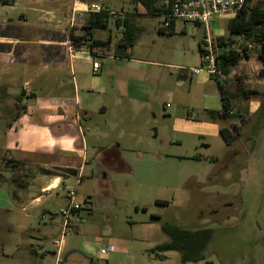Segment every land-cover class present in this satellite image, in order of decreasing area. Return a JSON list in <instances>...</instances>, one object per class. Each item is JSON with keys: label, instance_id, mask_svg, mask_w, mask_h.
I'll return each mask as SVG.
<instances>
[{"label": "rangeland", "instance_id": "rangeland-1", "mask_svg": "<svg viewBox=\"0 0 264 264\" xmlns=\"http://www.w3.org/2000/svg\"><path fill=\"white\" fill-rule=\"evenodd\" d=\"M69 1L72 3L73 0ZM97 2L114 12L127 10L131 5V0ZM37 6L33 0H15L14 4H0V32L5 31V26L8 28L7 35L25 39L30 30H34L32 26L37 16V13L29 10ZM231 19L232 17H223L216 20L212 25L213 34L230 37L228 25ZM145 23L154 28L141 34L136 46L131 50V63L105 61L108 67L107 75L118 81V93L123 99V104L116 110L110 109L108 122L111 121L113 125L102 126L109 136L101 141L108 144L107 149L118 142L121 147L120 157L128 166V169L123 170L118 167L110 169L108 177L110 190L114 194L113 204L109 203V199L99 204L100 190L95 180L98 169L93 161L97 152L90 150L82 183L77 185V179L73 178L51 196L45 195L46 203L39 209L31 208V197L26 198L23 206H16L11 202V198L6 201L5 197L4 200V196L8 198L9 192L0 190V205L8 207L0 213V224L17 225L28 215L26 224L32 230L33 239L40 241L38 244L43 247L39 250L45 255V264H55L58 248L54 242L60 240L62 224L59 212L68 203L65 200V187H69L77 189L78 202L83 208L78 213L80 221L77 223V234L66 236V243L64 240L65 244H62L63 264H180L181 256L177 252L164 253L163 259H157L152 254L156 246L169 241L162 232L161 222L155 220V217H162L166 222L184 227L201 224L205 219L207 223L204 225L215 229H212L215 231V242L210 248V259L217 264H248L254 250L256 253L253 264H264V98L255 97L250 101L240 99L237 102L236 106L241 115L244 112L248 114L255 103H259L260 107L250 119L244 117L245 123L240 127L237 142L233 144L231 152H227L225 147L212 148L211 157L218 158L217 163H212L218 176L216 191L210 190L206 195L194 200L187 199L188 195L183 194L181 200L175 201L177 195L172 189V184L176 180L185 177V182L189 183L202 176V170L199 168H192L189 172L179 169L182 161L186 160L181 157H194L197 160L202 157L201 139L185 133L186 130H191L185 126L186 120L189 119V114L194 117L201 116L204 97L217 96L218 85L215 79L209 85L198 84L202 78L200 76L180 82L182 72L194 69L192 67H200L199 37L195 34L201 30L186 25L187 31L183 35L178 26L175 35L163 36L157 33L159 24L156 20H147ZM97 33L103 37L111 34L113 42L118 37L116 27L111 23L109 30ZM255 54L256 52L252 57ZM141 61H152L167 69V74L163 76V68L153 67L158 77H162V81L150 84V80L145 79L143 83L144 87H152L149 97L155 117L149 115L147 108L136 110L128 96L126 81L133 77L126 68ZM252 63L256 65L254 60ZM239 66L241 65L231 68L233 76L230 79L233 84L239 80L238 85L244 89L264 94V78L257 71L252 73L251 68L255 69L256 66L247 63L243 64V69ZM3 69L0 66V127L10 121L6 115L13 110V104L10 107L11 99L6 92L7 88L3 85H9L11 76L5 75ZM85 69H89L88 65ZM130 73L139 74L131 71ZM135 77L138 79L140 76ZM203 77L206 78L204 75ZM114 100L112 97L111 104ZM26 105L28 106V103ZM93 122L103 123L98 114ZM154 127L161 129L173 142L162 148L159 153L146 139ZM154 134L153 130L152 136ZM6 143L8 141L5 132L0 129V149L5 147ZM194 163L197 164L195 161ZM205 164L211 163L204 160L200 166ZM60 171L62 170L53 171L54 175L46 178V181L61 176ZM0 175L8 181L9 175ZM41 178H36L34 188H40L41 183L45 184ZM34 188L32 190H35ZM158 201L168 202L169 205H158ZM212 204L217 205L216 216ZM24 207L26 211L22 212ZM52 219H55L59 231L56 236H47L43 229L47 225L50 226ZM109 230L111 233L107 235ZM2 238L5 243L11 239L6 248L7 254L11 253L17 239L14 234L6 233H2ZM82 246L95 251V254L104 247L112 246L114 253L111 260L107 261L100 260L94 254L90 257L93 261L91 263L76 254ZM18 258L12 256L8 263L16 264Z\"/></svg>", "mask_w": 264, "mask_h": 264}, {"label": "crops", "instance_id": "crops-1", "mask_svg": "<svg viewBox=\"0 0 264 264\" xmlns=\"http://www.w3.org/2000/svg\"><path fill=\"white\" fill-rule=\"evenodd\" d=\"M174 1L131 0V5L127 10L114 12L106 9L97 0H73L72 3L69 0H38L35 3L36 0H33L34 5L38 6L29 11L37 13V16H35V23L32 26L34 30H30L25 39L21 36L7 35L8 28L4 26L5 31L0 32V66L4 68L5 75L11 76L9 85H3L7 88L8 97L11 99V101H9L10 99L8 100L11 103L10 107L13 104V110H10L8 116L6 115V117L10 118V121L0 127L5 132L8 141L5 147L0 149V174L9 175L8 181L0 175V190L5 191V193L9 192L8 198L4 196V200L5 197L6 201L11 198V202L14 205L23 206L26 198L31 197V208L39 209L46 203L44 201L45 195L47 197L51 196L52 193L60 190L73 178L77 179V185L82 183L84 170L89 159V151L93 150L97 152L93 161L98 169L95 180L100 190L99 204L106 199H109V203L113 204L114 194L110 190L108 177L111 172L110 169L118 167L123 170L128 169V166L120 157L121 147L118 142L114 143L110 149H107L108 144L101 141L106 140L109 136L102 126H106V124L109 126L113 125L111 121L108 122L110 109L116 110L123 104V99L118 93V81L107 75L108 67L105 61L115 60V62L131 63L133 60L131 58L115 56L117 44L124 40L126 31L129 33L127 36H135L138 41L142 33L154 28L148 27L145 22L147 20H156L160 25L161 16L168 11ZM7 2L8 4L5 5L14 4L15 0H7ZM76 3L80 8H83V4H97L106 13L123 12L126 17H120L118 22H113L109 16V24L106 29H91L89 31L85 28V21L84 23L78 21L75 28H70L69 18ZM259 4H264V0H250L249 2L250 7ZM110 23L116 27L118 34L114 42L111 34L108 37H103L102 34L97 33L98 31L109 30ZM3 24H5V20ZM178 26H180L179 31L181 34L185 35L187 31L186 24L180 21H176L172 25L171 35L161 34L159 26L157 27V33L163 36H172L175 35ZM197 29L201 30L198 34H195L197 38L199 37L198 48L201 58L200 50L204 32L201 28ZM89 33L92 34V37L88 36ZM84 36L97 42L93 49V55L83 53L81 51L83 49L82 45L76 47L77 52H74L69 46L72 37L84 38ZM237 37L230 36L225 38L216 36V38L225 39L228 42V46H232L234 44L233 41H236ZM128 52L131 53V51L123 53ZM94 62H99L101 65L100 70L96 74H93ZM86 65H88V70L85 69ZM141 65L142 67L140 68ZM244 66L241 65L239 67L243 69ZM153 67L163 68V76L167 74V69L163 65H157V63L152 61H141L139 64L128 65L126 71L133 78L126 81V88L134 108L136 110L147 108L149 115L155 117L149 97L152 87L149 85L147 87L143 86L145 79H149L150 84L162 81V77H158V73ZM130 71L138 72L139 74L135 75L140 77L137 79ZM199 76L202 78L198 81V84L209 85L213 79L216 80V78L207 74ZM232 76L230 74L224 80L226 81V89L230 93H237L239 87L242 86L238 85V83L240 84L239 80L233 84V80L230 79ZM192 78L189 71H185L182 72L180 82L191 80ZM216 82L218 85L217 80ZM16 84L18 85L13 86ZM37 93L38 95H36ZM112 97L115 99V103L113 104L114 101L112 102L113 105L111 104ZM239 100L233 102V108L229 111L226 118L213 117L211 112H225L218 87L217 96L206 95L204 97L201 116L194 117V115L189 114V119L186 120L185 126L191 130H186L185 133L201 139L202 157L198 160L194 157H181L183 159L186 158V160L182 161L183 164L179 169L183 172H189L192 168H199L202 170V176L195 178L189 183L185 182V177L176 180L172 184V189L177 195L175 201L181 200L183 194L185 196L188 195L187 199L194 200V198L206 195L210 190L216 191L215 184L218 182V176L212 163H217L218 158L211 157L213 155L212 148L214 149V146L216 148L225 147L227 152H231L233 144L237 142L240 127L245 123L244 117L247 116V119H250L260 107L259 103H255L248 114L244 112L241 115L236 106ZM26 103H28V106ZM96 114H98L99 120L103 123L93 122ZM241 121L242 123H240ZM154 128L150 130L146 139L159 153L162 148L173 142L161 129L158 127ZM153 130L155 134L152 136ZM222 130H225L230 136L229 142L224 140L221 134ZM204 160H209L211 164L200 166L204 163ZM58 170H62L60 171L62 172L61 176H56V179L46 181V178L54 175L53 171ZM37 177H42L41 179L45 181V184L41 183L40 188H34ZM206 186L210 189L207 190ZM33 188L35 190H32ZM66 189L67 192L74 190L69 187H65ZM66 195L65 200H67ZM211 206L216 216L217 212L215 213V209L217 205L212 204ZM6 208L8 207L0 205V213ZM25 211L26 207L22 208V212ZM27 217L29 216L26 215L17 225L0 224V264H9L8 262L12 256L19 257V261L16 264H45V255L39 250V248L43 247L38 244L40 241L33 239L32 230L26 224ZM205 223L207 221L204 219L201 224L194 226L184 227L180 224L176 225L191 231L210 229L207 224L204 225ZM49 224L50 226L44 227V234L56 236L59 226H57L55 219H52ZM212 229L215 230L214 228ZM2 233L14 234L15 239H17L11 253L7 254L6 250L7 244L11 242V239L5 243ZM106 233L110 235L111 232L109 230ZM61 239L62 234L60 236ZM60 240L54 242L58 248L55 264H63L62 244L60 249L58 247ZM214 242L215 234L210 244L206 261L187 264H207V262L217 264L210 259V248ZM65 243L63 241V244ZM94 252L90 248L82 246L76 254L92 263L93 261L90 260V257L95 254ZM255 253L256 250L252 253V263L249 262L248 264H253ZM112 255L113 253L109 257H101L99 253H96L95 257L107 261L111 260Z\"/></svg>", "mask_w": 264, "mask_h": 264}, {"label": "trees", "instance_id": "trees-1", "mask_svg": "<svg viewBox=\"0 0 264 264\" xmlns=\"http://www.w3.org/2000/svg\"><path fill=\"white\" fill-rule=\"evenodd\" d=\"M249 2L250 0H248L247 5L241 10L240 13L231 19L228 25V29L231 36H244L245 40L251 42L255 46L256 54L254 57H249V55L247 54L242 56L236 51L221 53L219 57V67L226 76H229L231 74L232 67L241 65L242 63H247L251 66H254L252 63V61L254 60L256 64L255 66L258 68L262 78H264V4L250 7ZM0 4L5 5L8 4V2L7 0H0ZM109 16L110 15H108V13L106 12L102 14H88L85 18V28L89 31L91 29H106L109 24ZM116 22H118V20ZM171 31L172 28L169 31L170 33L161 32V34L171 35ZM128 34V31H126L124 40L117 44L115 56L130 59V53L123 52L131 51L137 42V38L135 36L129 37L127 36ZM89 35L90 37H92L91 33H89L88 36ZM84 40L92 42V50L97 45V42L91 40L87 36L84 38L72 37V42L76 47L78 45H82V42ZM220 41V47H225L227 45L225 39L221 38ZM216 80L218 81V87L220 90L222 101L224 103L225 112H211V115L213 117L226 118L229 111L232 110L233 102L235 100H249L255 97L264 98L263 93L255 90H246L243 87H239L237 93H230L226 89V81H220L218 79ZM6 92L4 93L7 97ZM221 134L224 140L229 142L230 136L227 134V132L225 130H222ZM157 204L167 206L168 202L158 201ZM154 219L161 222L162 232L169 239L168 242L158 245L152 250V254H154L157 259H163L162 254L167 252L179 253L181 256L180 264L199 263L208 259L209 247L214 237V232L212 229L206 228L197 231H191L183 229L176 224L166 222V220H164L162 217H155ZM77 232L78 231H76L75 234H77ZM207 264L211 263L207 262Z\"/></svg>", "mask_w": 264, "mask_h": 264}, {"label": "built area", "instance_id": "built-area-1", "mask_svg": "<svg viewBox=\"0 0 264 264\" xmlns=\"http://www.w3.org/2000/svg\"><path fill=\"white\" fill-rule=\"evenodd\" d=\"M247 2L248 0H176L171 4L168 11L161 16L159 32H169L176 21L201 28L204 32L201 42V65L199 68L189 70L191 77L207 74L223 81L226 79V76L219 67V57L221 53L236 51L242 56L247 54L249 57H252L255 52V46L251 42L245 40L244 36H238L232 46H228V42H226L227 45L225 47H220L221 38H216L212 32V25L216 20L223 17L234 18L247 5ZM82 6L83 8H80L77 3L74 5L69 18L70 28H75L78 21L84 22L88 14L104 13L102 7L97 4H83ZM108 15H110L113 22H116L120 17H126L123 12L108 13ZM91 45L92 42L84 40L82 42L83 49L81 51L87 55H93L94 51ZM69 46L74 52L78 51L72 40ZM241 65H243V63ZM100 68V63L94 62L93 74H96ZM251 69L253 74L256 71L259 73L257 67ZM66 199L68 202L67 205L60 209L59 212L62 219V239L58 244L59 249L66 236L76 233L77 223L80 221L78 213L83 208L82 204L78 202L77 190L68 191ZM112 253H114V248L106 247L100 250L99 255L101 257H109Z\"/></svg>", "mask_w": 264, "mask_h": 264}]
</instances>
